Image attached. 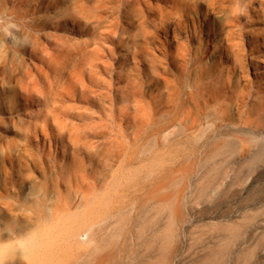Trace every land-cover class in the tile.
<instances>
[{"label":"bare ground","instance_id":"1","mask_svg":"<svg viewBox=\"0 0 264 264\" xmlns=\"http://www.w3.org/2000/svg\"><path fill=\"white\" fill-rule=\"evenodd\" d=\"M36 1L0 0V91L9 92L0 93V109L3 110L6 96H1L8 94L12 98L19 96L28 106L36 102L37 106L43 104L48 109V88L53 87L48 81V63L46 71L33 64V71L23 58L27 54L31 63L38 54L48 53V28L56 29L70 20L83 29L85 36H91L93 48L84 42L74 49L60 51L65 57V66L79 70L80 79L83 69L79 63L93 56L97 59L103 45L111 52L110 44H121L123 26L139 23V34L148 41V25L156 33L160 27L165 30L170 25L168 21L174 20V33L184 21L185 13L200 0H171L175 19L163 11L157 17H147L136 0H40L47 13L49 6L50 16L46 14L44 19L43 16L39 19L34 16L36 7L31 8ZM204 1L205 13H209L207 18L223 13L226 3L230 2ZM234 3L235 10H231L228 23L239 17L236 11L244 12L243 0ZM193 30L196 35L194 24ZM8 33L14 36L13 42L7 39ZM215 36V32L207 28L203 45H199V56L192 54L188 46H182L174 61L177 76L172 80L165 78L164 70L154 60L148 65L149 81L127 78L120 92L125 93L118 112L121 124L109 122L108 133H102L101 142H92L89 134L68 128L63 121H54L61 146L71 143L70 166H57L52 160L49 166L53 170L48 174V154L34 153L19 145L1 149L0 264H52L59 261L56 255H64L63 248L76 249L79 255H98L101 244L114 241L116 223L131 222L142 228L144 220L153 218L158 225L164 204L160 195L165 179L183 181L188 177L213 176V183L207 188H217L214 181L219 173H211L208 162L214 160L212 153L219 149L212 152L211 148L219 144L222 136L230 137L235 131L231 129L228 115L231 105L225 99L217 109L211 110V103L225 96L223 90L230 79L222 81L218 75L215 84L204 82L212 77V67L206 61L212 53L209 47L215 50V45L211 44ZM49 38L54 39L51 35ZM127 51L129 53V49ZM87 65L92 67L93 61ZM53 69L62 76L55 65ZM234 100L237 115L242 119L243 100L238 97ZM112 109L110 105V112ZM41 118L42 125L23 126L20 135L23 142H27L30 135L36 137L38 132L48 137V113ZM227 146L232 149L230 142ZM258 149L264 150L263 142ZM223 154L224 151L219 152ZM32 171L39 172L41 181L32 178ZM14 174L18 180L13 179ZM60 186H65V195L58 190ZM30 201L34 202L33 206ZM151 210L154 212L150 216ZM61 221L68 223L61 240L63 248L53 239L54 225ZM86 243L91 247L81 252Z\"/></svg>","mask_w":264,"mask_h":264},{"label":"rangeland","instance_id":"2","mask_svg":"<svg viewBox=\"0 0 264 264\" xmlns=\"http://www.w3.org/2000/svg\"><path fill=\"white\" fill-rule=\"evenodd\" d=\"M136 1L147 17H157L163 11L176 18L171 0ZM234 2L236 0L227 2L223 13L207 18L206 2L200 0L190 7V13H185L184 21L174 33V20L168 21L170 25L165 30L160 27L156 33L148 25V41L141 38L139 23L132 27L123 26L121 44L109 43L113 48L111 52L103 45L97 59L93 56L79 63L83 69L80 79V71L67 68L60 51L74 49L84 42L93 48V42L91 36H85L83 29L77 28L70 20L56 29L48 28V45L41 41L47 45V56L42 52L30 63L29 56L23 55L33 71L34 66L46 71L48 63V81L53 87L48 88V109L43 104L37 106L36 102L28 106L19 96H1H6V106L4 110L0 109V158L1 149L8 145L26 146L31 152L48 154V174L53 170L49 166L52 160L57 166L72 164L71 143L61 146L54 121H63L68 128L84 131L92 142H101L102 133H108L109 122L121 124L118 112L125 93L120 92L126 86V79L149 81L148 65L154 60L164 70L165 78L172 80L177 76L174 61L182 46H188L192 54L199 56V45H203L207 28L216 36L211 43L215 50L208 46L212 53L206 61L212 67V77L204 82L215 84L218 75L222 81L230 79L223 90L225 96L211 103V110L217 109L224 99L231 105L228 115L231 116V129L235 131L233 136H222L219 144L211 148L212 152L219 149L212 153L214 160L208 162L211 173H219L214 181L217 188H207L213 183V176L202 179L194 176L183 181L165 179L160 195L164 204L158 225L154 224L153 218L144 220L142 228L131 222L116 223L113 243L101 244L98 255H79L76 249L63 248L61 240L68 223L61 221L54 225L53 239L62 244L64 255H56L59 261L52 264H264V150L258 149L262 142L264 144V0H243L241 8L244 12L236 11L239 17L228 23L231 10H235ZM31 5L32 9L36 7L35 17L41 19L43 16L44 19L46 14L50 16L49 6L47 13L40 0ZM123 19L121 15L120 22ZM193 24L197 28L196 35L193 34ZM8 34L7 39L13 42L14 36ZM49 35L54 39L50 40ZM9 41L6 42L8 46L11 45ZM90 61H93L92 67L87 65ZM54 65L62 71V76L55 74ZM237 97L243 100L242 119L234 107ZM110 105L113 106L112 112ZM46 113L48 137L38 132L36 137L30 135V139L23 142L20 136L23 126L28 123L42 125L41 115ZM65 140L67 145L68 138ZM227 141L232 149L227 146ZM223 151L225 154L219 155ZM31 176L41 181L39 172L32 171ZM13 179L18 180L16 174ZM58 190L66 194L65 186ZM86 194L89 197L88 191ZM51 198L53 201L54 197ZM29 204L33 206L34 202ZM151 212L154 210L150 211V216ZM87 247L91 245H82L80 251L84 252Z\"/></svg>","mask_w":264,"mask_h":264}]
</instances>
